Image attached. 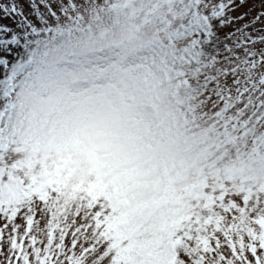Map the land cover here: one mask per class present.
Instances as JSON below:
<instances>
[{"label":"snow or ice","instance_id":"obj_1","mask_svg":"<svg viewBox=\"0 0 264 264\" xmlns=\"http://www.w3.org/2000/svg\"><path fill=\"white\" fill-rule=\"evenodd\" d=\"M0 264H264V0H0Z\"/></svg>","mask_w":264,"mask_h":264}]
</instances>
